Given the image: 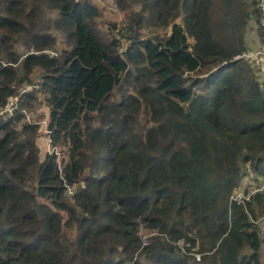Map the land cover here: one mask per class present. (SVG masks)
I'll return each mask as SVG.
<instances>
[{"label": "trees", "instance_id": "1", "mask_svg": "<svg viewBox=\"0 0 264 264\" xmlns=\"http://www.w3.org/2000/svg\"><path fill=\"white\" fill-rule=\"evenodd\" d=\"M114 6L0 0V264H264L256 0Z\"/></svg>", "mask_w": 264, "mask_h": 264}, {"label": "rangeland", "instance_id": "2", "mask_svg": "<svg viewBox=\"0 0 264 264\" xmlns=\"http://www.w3.org/2000/svg\"><path fill=\"white\" fill-rule=\"evenodd\" d=\"M96 2H99L100 5L105 7V17L107 19L110 20H114L117 22H122L124 19V14L119 11L115 6H114V0H94ZM50 16H53V13H50L49 11H47V13L45 14L44 18H49ZM177 22L180 23L181 22V18L177 19ZM143 35H147L148 34V29L144 28L143 29ZM56 37H57V46L60 47L62 46L61 43V35L56 32ZM246 41H247V48L250 49H257L261 46V43H259V37H257V34L249 28V26L247 27V31H246ZM190 43H193L192 39H189ZM19 50L20 48L17 47ZM50 52V51H49ZM51 54H54V52H50ZM39 97V94H38ZM115 100H119V95L115 94ZM32 106L30 108H26L24 109V111L27 114V122L30 123H38L40 125V127L44 130V126H45V119H46V108L45 106L40 103V100L36 99L35 101L32 102L31 104ZM29 119V120H28ZM38 146L41 147L42 152L45 150V141H43L42 138H40V140L37 141ZM43 153H41L42 155ZM253 181H255L253 178L250 177H245L243 179L242 182V186L240 187V189L242 187H245L246 185H251V187L253 188ZM257 185L259 186L262 181H264V179H257ZM239 189V188H238ZM241 190H239V192H236L234 194L235 197H238L240 195ZM263 252H264V245H263Z\"/></svg>", "mask_w": 264, "mask_h": 264}, {"label": "built area", "instance_id": "3", "mask_svg": "<svg viewBox=\"0 0 264 264\" xmlns=\"http://www.w3.org/2000/svg\"><path fill=\"white\" fill-rule=\"evenodd\" d=\"M256 7H257L258 13H259L258 22H259V26L262 30L263 42L259 48L247 49V50L243 51L241 54L237 55L235 58L236 59H238V58L244 59L251 64V66L253 68V72L257 78V82L259 84L260 90L264 94V0H256ZM32 89H37V86L24 84L20 88L19 94L28 92ZM18 98H19V96H13V97L8 98L6 105L4 106L3 109L0 110V113L10 112L12 114L14 112L13 110L15 108H17ZM24 113H25L26 119H27L28 118L27 114L25 111H24ZM49 149L50 148L48 146L47 150H49ZM51 151L52 150L50 149V153H52ZM59 166H60V164H59ZM72 191H73L72 187L68 188L69 194H72ZM262 220H263L262 238L264 239V218ZM177 244H178V246H182L183 248L185 247V245H187V243H184L183 241H179ZM196 259H199V255H196Z\"/></svg>", "mask_w": 264, "mask_h": 264}, {"label": "crops", "instance_id": "4", "mask_svg": "<svg viewBox=\"0 0 264 264\" xmlns=\"http://www.w3.org/2000/svg\"><path fill=\"white\" fill-rule=\"evenodd\" d=\"M46 115H48V112L46 111Z\"/></svg>", "mask_w": 264, "mask_h": 264}]
</instances>
